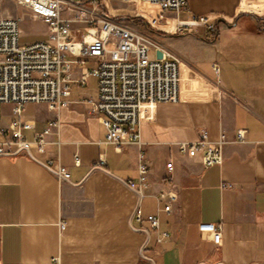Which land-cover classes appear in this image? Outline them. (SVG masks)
Returning a JSON list of instances; mask_svg holds the SVG:
<instances>
[{"label": "crops", "instance_id": "1", "mask_svg": "<svg viewBox=\"0 0 264 264\" xmlns=\"http://www.w3.org/2000/svg\"><path fill=\"white\" fill-rule=\"evenodd\" d=\"M190 16L209 17L217 32L172 31ZM158 28L167 31L160 44L181 62L180 99L148 108L139 145L104 143L105 127L81 103L97 95L95 79L73 85L68 107L25 108L34 127L24 131L28 141L59 122L40 158L58 159L71 178L61 182L24 154L0 156V264H264V0H189L186 12ZM12 108L3 106L2 128L13 122ZM203 130L211 142L225 134L222 165L206 168L201 155L180 153ZM239 131L243 142L235 141ZM140 154L151 166L140 207L169 233L159 244L144 223V256L148 236L131 223L138 196L127 185L138 181ZM164 187L179 196L170 213L158 212L151 196ZM202 223L222 227L219 246L199 232Z\"/></svg>", "mask_w": 264, "mask_h": 264}, {"label": "built area", "instance_id": "2", "mask_svg": "<svg viewBox=\"0 0 264 264\" xmlns=\"http://www.w3.org/2000/svg\"><path fill=\"white\" fill-rule=\"evenodd\" d=\"M25 16L47 27V38L34 43H22L20 23L23 19L5 15L0 0V118L6 104L13 106V122L8 128L0 126V156L24 154L41 163L62 181H70L71 175L58 159H42L47 153L49 137L59 126L50 121L34 140L28 141L24 131L33 129L24 119V110L30 104H45L51 110L68 107L73 85H87L90 79L97 81V95L85 98L81 103L87 113L96 116L106 129L105 144L122 149L140 144V126L147 119L149 106L177 103L180 99L181 62L167 51L151 34L140 30L136 19L143 18L144 25L158 28L166 23L170 14L186 12L189 0H12ZM121 2L129 7L142 8L136 17H118L111 14L108 5ZM197 26H205L217 32V25L207 16H190L174 23V33L185 34ZM161 53L162 58L157 57ZM213 69L218 72V65ZM246 140L244 131L237 133L236 142ZM228 143L225 134L211 142L206 131L198 141L180 145V153L189 158L201 155L204 167L222 165L223 147ZM58 145V143H55ZM76 164L79 160L76 159ZM105 164L103 158L99 165ZM167 171H174V164L167 163ZM151 166L140 154L138 181L127 185L138 196L131 223L148 238L141 255L150 240L149 224L157 233V243L169 238L161 230L158 214L145 215L140 207L149 188ZM168 176L164 185L170 182ZM232 188V185H224ZM158 204V212L170 213L179 201L172 187H164L152 194ZM135 225V226H134ZM137 225V226H136ZM61 229L65 223L60 224ZM199 232L209 235L215 246L222 241V227L202 223Z\"/></svg>", "mask_w": 264, "mask_h": 264}, {"label": "rangeland", "instance_id": "3", "mask_svg": "<svg viewBox=\"0 0 264 264\" xmlns=\"http://www.w3.org/2000/svg\"><path fill=\"white\" fill-rule=\"evenodd\" d=\"M108 6L111 14L118 17H136V12L143 10L142 8L129 7L128 5L119 1L114 2L112 6ZM1 9L5 15L23 17L20 23L22 43H34L37 41H43L47 38V27L43 23L36 21L31 17L25 16L22 9L18 8L12 0H2ZM144 21L147 22L143 18V20L139 22L137 21L135 24L140 30L148 32L158 43H160V37L164 36L166 33L156 28L150 27L149 25H144Z\"/></svg>", "mask_w": 264, "mask_h": 264}, {"label": "water", "instance_id": "4", "mask_svg": "<svg viewBox=\"0 0 264 264\" xmlns=\"http://www.w3.org/2000/svg\"><path fill=\"white\" fill-rule=\"evenodd\" d=\"M162 56H163V55H162L161 53H157V57H158V58H162Z\"/></svg>", "mask_w": 264, "mask_h": 264}, {"label": "trees", "instance_id": "5", "mask_svg": "<svg viewBox=\"0 0 264 264\" xmlns=\"http://www.w3.org/2000/svg\"><path fill=\"white\" fill-rule=\"evenodd\" d=\"M134 21H135V22H137V21L139 22V21H141V20H140V19H136V20H134Z\"/></svg>", "mask_w": 264, "mask_h": 264}, {"label": "bare ground", "instance_id": "6", "mask_svg": "<svg viewBox=\"0 0 264 264\" xmlns=\"http://www.w3.org/2000/svg\"><path fill=\"white\" fill-rule=\"evenodd\" d=\"M109 7V6H108ZM152 106V105H151ZM151 106H149V107H151Z\"/></svg>", "mask_w": 264, "mask_h": 264}]
</instances>
